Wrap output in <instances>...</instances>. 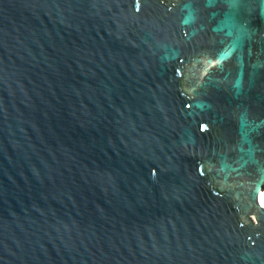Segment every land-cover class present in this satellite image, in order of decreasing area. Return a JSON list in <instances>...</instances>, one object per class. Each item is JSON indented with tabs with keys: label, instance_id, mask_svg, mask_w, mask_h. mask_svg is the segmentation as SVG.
I'll list each match as a JSON object with an SVG mask.
<instances>
[{
	"label": "water",
	"instance_id": "water-1",
	"mask_svg": "<svg viewBox=\"0 0 264 264\" xmlns=\"http://www.w3.org/2000/svg\"><path fill=\"white\" fill-rule=\"evenodd\" d=\"M0 264H264V0H0Z\"/></svg>",
	"mask_w": 264,
	"mask_h": 264
}]
</instances>
